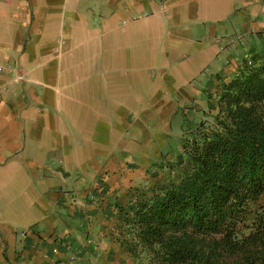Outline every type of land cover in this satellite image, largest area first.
I'll use <instances>...</instances> for the list:
<instances>
[{
	"label": "crops",
	"instance_id": "crops-1",
	"mask_svg": "<svg viewBox=\"0 0 264 264\" xmlns=\"http://www.w3.org/2000/svg\"><path fill=\"white\" fill-rule=\"evenodd\" d=\"M235 34L241 43L224 40ZM247 41L259 51L245 59L264 60V0H0V264H118L103 204L91 203L138 143L129 126L121 145L118 113L134 117L168 89L182 103L162 106L165 131L230 80L217 72L188 90L187 53L213 68L226 57L235 75ZM157 58V79L139 78L118 104V72L140 77Z\"/></svg>",
	"mask_w": 264,
	"mask_h": 264
},
{
	"label": "trees",
	"instance_id": "trees-1",
	"mask_svg": "<svg viewBox=\"0 0 264 264\" xmlns=\"http://www.w3.org/2000/svg\"><path fill=\"white\" fill-rule=\"evenodd\" d=\"M250 58L185 124L166 179L114 205L133 264H264V60Z\"/></svg>",
	"mask_w": 264,
	"mask_h": 264
},
{
	"label": "rangeland",
	"instance_id": "rangeland-1",
	"mask_svg": "<svg viewBox=\"0 0 264 264\" xmlns=\"http://www.w3.org/2000/svg\"><path fill=\"white\" fill-rule=\"evenodd\" d=\"M245 44L246 46L244 47L243 53L239 55L241 60H243V58L245 59V57L249 56L253 51H259L257 47L252 48V45L249 44L248 41L245 42ZM187 56L188 57L181 61L184 62L187 70L184 75L186 80L184 86L187 85L186 88L188 90H202V86H204L205 83L213 77V74L217 72H219V74H221V72L224 73V71L227 72V76H223V78L229 77L231 79L235 76L229 72L230 66L228 64L229 61H227L229 59L226 57L220 55V57H218L219 59L215 60L214 65H216V67L213 68L212 66H207V62L202 59L193 57L189 53H187ZM127 64H129V62H127ZM159 69L160 59L157 58L153 64L144 69V74L140 77H138V75L129 74L126 71L118 72V104L122 102L123 99L132 98L133 94L138 93L135 87L139 86V78L143 79L144 83L145 79L149 82H152L153 78L157 79ZM128 72L131 71L128 70ZM223 78L220 77V79ZM113 80L114 79H108V81ZM162 93L163 94L155 101L151 102L147 100L146 103H150L146 107L142 106L141 113H135L140 107V105H137L134 117H122L120 113H118V118H121L118 120V130L124 129V132H126V135L124 134V137H121V145L132 140V136L129 135L132 134V130L130 131L127 129L129 126L137 129L138 136L136 141L138 143L136 146L126 151L118 149L121 151V153H118V165L115 169H107L104 171L105 178L103 179L107 181L104 191L108 193V195L105 194L106 198L103 197L104 199L101 200L104 191L100 196L95 191L93 192L95 198H92L93 201L91 203L95 202L97 204L99 202L103 204V215L108 222L110 230L116 221L114 205L118 202L125 203V201L130 198V195L133 194L134 189H149L156 184L162 183L166 179L165 170L166 164L168 163L167 161L171 158H177L180 154L183 127L188 122L197 123L201 116V112L206 110L204 101H206L208 97L203 98L202 96V98L198 100L203 103L192 104L186 107L185 111L180 110L176 116H173V119L169 123V127L163 131V121H170V115L165 109H162V106L168 102V99L170 100L175 97L169 93L168 89H164ZM214 93L215 92H211V94L205 96ZM172 102L179 103L181 99L176 96ZM151 115L152 117L150 120H146V118ZM109 120L112 121L111 119ZM155 122L160 124L158 126L157 124L154 125ZM141 149L147 153V156L142 154ZM162 167H164V169H162ZM92 179L96 180L93 183L96 184L100 177L97 175L92 177ZM127 193H129V195ZM108 237H110V234ZM89 239L92 240L91 237ZM108 241H112L111 237ZM89 243L92 242L90 241ZM118 264H133L126 253L119 248Z\"/></svg>",
	"mask_w": 264,
	"mask_h": 264
},
{
	"label": "built area",
	"instance_id": "built-area-1",
	"mask_svg": "<svg viewBox=\"0 0 264 264\" xmlns=\"http://www.w3.org/2000/svg\"><path fill=\"white\" fill-rule=\"evenodd\" d=\"M224 40L226 41V42H228L229 44H235V43H237V42H240L241 43V41H242V36L241 35H239V34H235V35H231V36H229V35H225V37H224ZM246 61V65H251L252 64V61H251V58L250 57H248V58H246L245 59ZM244 62V61H243ZM243 62L242 63H236L235 64V67H236V69L238 70V69H240V67H242V65H243ZM22 81V77L20 76V77H16V79H15V82L16 83H19V82H21ZM93 197H91V199H92ZM23 237L25 236V233H22L21 234Z\"/></svg>",
	"mask_w": 264,
	"mask_h": 264
}]
</instances>
